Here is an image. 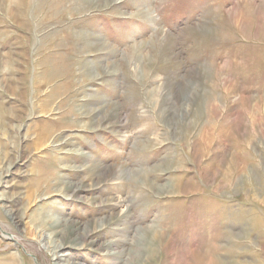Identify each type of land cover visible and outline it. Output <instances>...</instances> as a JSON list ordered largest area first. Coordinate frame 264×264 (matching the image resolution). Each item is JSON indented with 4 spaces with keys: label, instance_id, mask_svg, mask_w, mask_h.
I'll return each mask as SVG.
<instances>
[{
    "label": "rangeland",
    "instance_id": "374dc122",
    "mask_svg": "<svg viewBox=\"0 0 264 264\" xmlns=\"http://www.w3.org/2000/svg\"><path fill=\"white\" fill-rule=\"evenodd\" d=\"M0 198V264H264V0H0Z\"/></svg>",
    "mask_w": 264,
    "mask_h": 264
},
{
    "label": "bare ground",
    "instance_id": "6f19581e",
    "mask_svg": "<svg viewBox=\"0 0 264 264\" xmlns=\"http://www.w3.org/2000/svg\"><path fill=\"white\" fill-rule=\"evenodd\" d=\"M1 199V198H0ZM1 201H4V199L2 198L1 199ZM8 213H9V215H10V218H11V220L12 221H15V223L17 222V223H19V224H21L22 222V220L21 219H16L15 217L16 216H14V213L13 212H11V211H8ZM7 215V214H6ZM58 221V220H57ZM66 224H68V223H66ZM66 226V225H65ZM101 226V225H100ZM147 231V230H146ZM74 233V232H73ZM88 233H89V231H88ZM43 234V233H42ZM145 234V233H144ZM153 238H154V240H155V233H154V236H153ZM158 238H159V236H158ZM156 239H157V237H156ZM160 239V238H159ZM153 242V241H152ZM157 242V241H156ZM155 242V243H156ZM159 242V241H158ZM84 244V243H83ZM154 244V243H153ZM159 244V243H158ZM159 246H160V244H159ZM49 247V246H48ZM50 248V254H51V258H52V261H53V264H59V262H60V260L62 259V257L63 256H65V255H61L60 254V252H61V249H63V246L62 245H57V246H55V247H53V248H51V247H49ZM48 248V249H49ZM46 249V248H45ZM156 250H158V249H156ZM149 251L150 250H147V253H149ZM155 255V254H154ZM158 255V254H157ZM159 256V255H158ZM157 257V256H156ZM148 259V258H147ZM146 259V260H147ZM147 262V261H146Z\"/></svg>",
    "mask_w": 264,
    "mask_h": 264
}]
</instances>
